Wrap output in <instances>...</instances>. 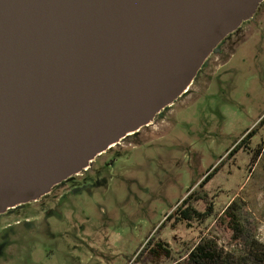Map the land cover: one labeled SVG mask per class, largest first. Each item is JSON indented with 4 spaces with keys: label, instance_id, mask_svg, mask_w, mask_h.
I'll return each mask as SVG.
<instances>
[{
    "label": "rangeland",
    "instance_id": "374dc122",
    "mask_svg": "<svg viewBox=\"0 0 264 264\" xmlns=\"http://www.w3.org/2000/svg\"><path fill=\"white\" fill-rule=\"evenodd\" d=\"M99 158L100 182L4 216L0 264H184L202 240L234 258L264 245V1L183 96ZM188 195L213 214L172 227L166 215ZM233 203L242 232L224 218ZM157 242L170 253H151Z\"/></svg>",
    "mask_w": 264,
    "mask_h": 264
},
{
    "label": "water",
    "instance_id": "95a60500",
    "mask_svg": "<svg viewBox=\"0 0 264 264\" xmlns=\"http://www.w3.org/2000/svg\"><path fill=\"white\" fill-rule=\"evenodd\" d=\"M264 0H0V214L148 125Z\"/></svg>",
    "mask_w": 264,
    "mask_h": 264
},
{
    "label": "trees",
    "instance_id": "16d2710c",
    "mask_svg": "<svg viewBox=\"0 0 264 264\" xmlns=\"http://www.w3.org/2000/svg\"><path fill=\"white\" fill-rule=\"evenodd\" d=\"M191 195L184 198L181 204L176 206L171 214L166 215V219H173L172 227L179 223H185L189 226L194 222L201 224L212 216L214 211L213 204H210L206 210L199 211L190 203L192 199ZM237 212L238 208L235 206V203H233V205L230 204L224 210V218H228L232 230L242 232ZM161 251L170 253L168 250L164 249L163 244L159 242L155 243L151 248V253L158 254ZM184 264H264V245L251 239L248 243H245L244 249H242L239 256L234 258L231 257L230 254L223 255L222 252L217 249L216 245L209 241L202 240L189 250L184 258Z\"/></svg>",
    "mask_w": 264,
    "mask_h": 264
},
{
    "label": "flooded vegetation",
    "instance_id": "af4514ba",
    "mask_svg": "<svg viewBox=\"0 0 264 264\" xmlns=\"http://www.w3.org/2000/svg\"><path fill=\"white\" fill-rule=\"evenodd\" d=\"M234 32V31H233ZM226 38V36L217 44V48L215 47V49L213 50H218V47L219 45L223 42V40ZM213 52V51H212ZM211 52V53H212ZM210 53V54H211ZM209 54V55H210ZM208 55V57H209ZM207 57V58H208ZM206 58V59H207ZM205 59V60H206ZM189 88V86H188ZM188 91V89H187ZM186 91V92H187ZM185 92V93H186ZM184 95V94H183ZM181 95V96H183ZM180 96V97H181ZM173 104V103H172ZM171 104V105H172ZM171 105L165 107L164 109H162L159 113H157L154 117V119L160 115L162 113L163 110H166L168 109ZM153 119V120H154ZM152 120V121H153ZM152 124V122H151ZM150 124L146 125L145 127H148ZM139 132V131H138ZM138 132H136L135 134H137ZM133 134V135H135ZM126 139V138H125ZM120 143V142H119ZM117 143V145L119 144ZM111 148L107 149L106 151L102 152L101 154H99L98 156H96L92 161H90L89 165L84 168L81 172L75 174V175H72L70 176L69 178H67L66 180H63L55 185H53L50 189V191L44 195H42L41 197H39L38 199L36 200H32L30 202H27V203H24V204H20V205H17V206H14V207H10L8 208L7 210H5L3 213L0 214V217H4L5 215L7 214H16L17 211L21 210L22 208H24L25 206L29 205V204H32V203H35V204H42V203H45V201H48V200H58V198L63 194V193H67L69 191H71L73 188L75 189L77 186H78V183H83V181L87 182V183H90V184H94V183H97V182H100V179H101V173H102V170L99 166H97L100 158L103 154H106L107 151H109ZM115 158L114 157H110L109 159L105 160L104 159V162H105V166H107L108 168L113 166L115 164ZM203 181V180H202ZM85 184V183H84ZM189 196V195H188ZM187 197V196H186ZM193 198V196H192ZM34 204V205H35ZM8 222V223H7ZM10 218H7L5 219L4 218H0V229H5L6 227L10 226L11 223H10ZM17 222V221H16Z\"/></svg>",
    "mask_w": 264,
    "mask_h": 264
},
{
    "label": "bare ground",
    "instance_id": "6f19581e",
    "mask_svg": "<svg viewBox=\"0 0 264 264\" xmlns=\"http://www.w3.org/2000/svg\"><path fill=\"white\" fill-rule=\"evenodd\" d=\"M187 89H188V87L183 91V94H185V92L187 91ZM183 94H182V95H183ZM151 122H152V121H151ZM151 122H150L149 124H151ZM133 134H135V132H130V133L127 134V136H131V135H133ZM126 138H127V137H126ZM123 140H124V139H123ZM123 140H120L119 142H121V141H123ZM119 142H118V143H119ZM115 145H117V143H113V144H111V145L108 147V149H109V148H112V147L115 146Z\"/></svg>",
    "mask_w": 264,
    "mask_h": 264
}]
</instances>
